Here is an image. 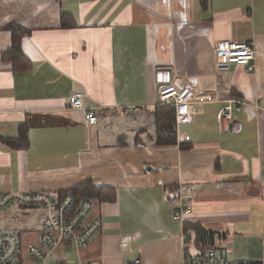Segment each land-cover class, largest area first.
Segmentation results:
<instances>
[{
    "label": "crops",
    "instance_id": "crops-1",
    "mask_svg": "<svg viewBox=\"0 0 264 264\" xmlns=\"http://www.w3.org/2000/svg\"><path fill=\"white\" fill-rule=\"evenodd\" d=\"M9 27L25 32L16 67L6 59ZM222 41L253 42L254 70L218 73ZM164 83L191 84L206 100L175 141L158 137ZM76 93L84 110L68 109ZM231 99L262 110L244 109L221 128L218 113ZM23 132L27 145L10 146ZM85 181L114 197L95 202L102 229L82 250L85 262L178 264L230 237L253 250L246 262L262 260L264 0H210L206 8L202 0H0V197L61 196ZM178 184L192 191L182 221L174 220ZM45 215L0 210V233L20 239L18 264H39L27 249L41 245ZM197 228L212 236L200 246ZM68 244L64 261L73 259Z\"/></svg>",
    "mask_w": 264,
    "mask_h": 264
},
{
    "label": "built area",
    "instance_id": "built-area-1",
    "mask_svg": "<svg viewBox=\"0 0 264 264\" xmlns=\"http://www.w3.org/2000/svg\"><path fill=\"white\" fill-rule=\"evenodd\" d=\"M216 71L226 73L234 66H242L248 71H253L256 60L255 45L253 42L238 43L222 41L216 46ZM159 101L163 106L171 107L175 114L173 134L178 136L179 126L191 124L194 121L195 106L197 102H204L205 98L198 97L191 84L178 89L175 85L164 83L158 89ZM83 94L76 93L69 99L68 109L84 110ZM244 109L257 112L262 110L260 103H247L240 99H231L218 113V122L221 128L227 129L232 124L236 113ZM86 119L90 126L98 124V119L93 110L87 109ZM170 132L162 133L161 137L169 136ZM184 140L190 141L189 137ZM172 195L175 198L177 211L174 220L182 221L192 209L189 199L192 191H186L178 184ZM11 206L26 209H41L46 215L41 225V245H31L27 249L29 257L39 264L56 262L57 264H93L82 259V250L90 244L96 234L102 229V219L93 217L95 209L94 200H81L77 202L71 193L56 196L50 193H21L5 194L0 197V210ZM69 243L73 259H61L60 248ZM22 245L19 237L12 233H0V264H18ZM226 252H234L232 237L226 238L219 246L203 250L200 254L184 255L178 264H251L248 262L237 263L235 259L229 260ZM130 264H142L139 261ZM252 264H264V240L262 261Z\"/></svg>",
    "mask_w": 264,
    "mask_h": 264
},
{
    "label": "trees",
    "instance_id": "trees-1",
    "mask_svg": "<svg viewBox=\"0 0 264 264\" xmlns=\"http://www.w3.org/2000/svg\"><path fill=\"white\" fill-rule=\"evenodd\" d=\"M210 0H202V4L204 8L207 7V3ZM12 30L13 35V44L12 48L6 54V59L12 62L14 67L17 64H20L23 54L21 49V39L23 33H25L20 28L9 27ZM21 65V64H20ZM23 66V65H22ZM25 67V66H23ZM156 126L158 130V137L161 138L163 132H170V136H175L173 134L174 126H175V114L174 110L171 107L161 105L158 107V110L155 115ZM171 136V137H172ZM172 140H176L175 137H172ZM10 146L17 149H23L24 145H27V135L25 132L20 134V137L17 140H11L8 142ZM66 193H71L77 200L80 202L81 200L89 199L94 200V202H105V201H113L114 197L105 196L103 191L93 185L91 181H85L81 184H78L74 188L69 191L64 192L62 195ZM61 195V196H62ZM196 234V244L198 246L209 241V238L212 237L211 234L202 230V228H197Z\"/></svg>",
    "mask_w": 264,
    "mask_h": 264
},
{
    "label": "rangeland",
    "instance_id": "rangeland-1",
    "mask_svg": "<svg viewBox=\"0 0 264 264\" xmlns=\"http://www.w3.org/2000/svg\"><path fill=\"white\" fill-rule=\"evenodd\" d=\"M234 252H226V256L228 257L229 260H233V257L235 259V261H237V263H243L246 262L242 257L243 256H247V253L253 251V250H250L248 248V246L246 244H244L243 242L239 241L237 238L236 240L234 241ZM193 253V254H192ZM195 252H193L191 250V254L194 255ZM263 254V252H262ZM70 254L67 255V257H69ZM259 262L260 260H256V262ZM262 261V260H261Z\"/></svg>",
    "mask_w": 264,
    "mask_h": 264
}]
</instances>
